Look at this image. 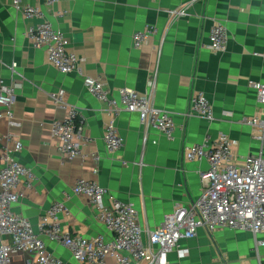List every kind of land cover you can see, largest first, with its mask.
Returning <instances> with one entry per match:
<instances>
[{
	"label": "crops",
	"instance_id": "0c3cea01",
	"mask_svg": "<svg viewBox=\"0 0 264 264\" xmlns=\"http://www.w3.org/2000/svg\"><path fill=\"white\" fill-rule=\"evenodd\" d=\"M26 5L39 9L42 18L26 19L14 0H0V79L22 84L13 106L20 125L0 122V152L14 149L15 141L23 144L17 160L33 171L34 179L20 186L14 213L35 228L55 203L63 202L69 211L59 216L65 231L87 239L109 237L89 199L72 193L84 179L132 204L141 227L153 231L177 206L187 207L201 194L200 173L208 170V163L187 161L190 146L206 137L227 135L239 157L264 155L253 129L241 124L244 118L261 114L249 83L264 84V0H60L54 7L44 0L20 3ZM182 9H187L186 17L172 19L169 12ZM43 22L68 38L70 50L84 60V74L102 78L113 97L119 89L147 94L157 76L155 104L174 116L178 127L174 139L153 129L146 132L137 114L123 113L117 127L125 147L109 153L103 142L112 120L108 103L90 96L81 76L51 67L45 50L26 38L30 27ZM217 23L229 34L223 54L200 48L208 47ZM148 27H155L156 35L135 49L133 35ZM13 64L20 76L12 75ZM194 92L212 103L214 122L189 117ZM54 93H64L67 105L85 118V134L91 140L83 149L85 158L69 162L60 157L51 125L68 113L51 100ZM257 242L251 233L221 229L209 234L202 229L195 239L181 243L182 254L172 253L169 264H264V247ZM47 246L56 257L77 264L66 250L51 242ZM32 259L20 253L10 264H29Z\"/></svg>",
	"mask_w": 264,
	"mask_h": 264
},
{
	"label": "built area",
	"instance_id": "2783aa9c",
	"mask_svg": "<svg viewBox=\"0 0 264 264\" xmlns=\"http://www.w3.org/2000/svg\"><path fill=\"white\" fill-rule=\"evenodd\" d=\"M23 0H14V7L26 19L42 18V12L30 6H20ZM54 7L60 0H44ZM172 19L186 17L187 9L169 12ZM62 16V14L60 15ZM157 33L148 27L133 35V46L141 49ZM26 38L36 49H44L48 64L64 75L75 74L83 78L87 93L100 102L108 103L112 118L103 138L109 153L121 152L126 140L117 127V119L123 114H137L146 132L159 131L173 140L178 130L174 116L155 104L157 76L150 83V91L140 94L130 89H119L113 97L105 81L84 74V60L70 50V41L48 22L32 26ZM229 34L226 26L217 23L211 30L208 48L223 54L228 50ZM13 76H20L17 65L10 68ZM251 89L257 94L261 114L244 118L242 125L253 129V138L264 151V84L251 81ZM22 84L7 83L0 79V122L11 127L19 126L13 106L16 93ZM54 104L65 111L67 117L52 123V135L57 141L58 152L64 161L85 158L83 149L91 142L86 137V121L76 107L67 105L64 93L51 95ZM189 117L215 121L212 103L203 93H192ZM8 142L12 137H7ZM235 144L227 135L206 137L201 144L190 146L185 158L189 162L206 161L208 170L200 173L202 190L194 203L177 206L157 229L144 230L138 212L130 203L120 201L111 191L96 181L79 180L72 189L75 196L87 197L97 212L98 220L106 228L109 237L98 235L87 239L73 235L62 228L59 216L69 214L63 202L55 203L41 218L35 228L32 222L14 213V206L21 198L20 186L34 179V173L17 160L23 144L15 141L14 149L0 152V264H10L16 254L33 256L29 264H69L49 251L47 242L66 250L77 264H169V256L180 252V245L197 237L200 230L214 234L217 230L251 233L257 246L264 247V155L239 157ZM99 162V158L95 159ZM95 174L98 171H94ZM186 256V255H185Z\"/></svg>",
	"mask_w": 264,
	"mask_h": 264
},
{
	"label": "rangeland",
	"instance_id": "374dc122",
	"mask_svg": "<svg viewBox=\"0 0 264 264\" xmlns=\"http://www.w3.org/2000/svg\"><path fill=\"white\" fill-rule=\"evenodd\" d=\"M63 251H64V250H63ZM68 256H69V255H68ZM68 256H67V257H68Z\"/></svg>",
	"mask_w": 264,
	"mask_h": 264
}]
</instances>
